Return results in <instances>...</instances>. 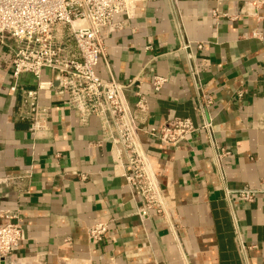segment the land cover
<instances>
[{"label":"crops","instance_id":"crops-1","mask_svg":"<svg viewBox=\"0 0 264 264\" xmlns=\"http://www.w3.org/2000/svg\"><path fill=\"white\" fill-rule=\"evenodd\" d=\"M257 1L177 0L174 9L168 0H138L130 15L115 17L120 30L103 32L96 74L132 82L124 91L131 109L136 91L146 100L138 140L165 214L145 222L135 214L137 191L112 168L101 120L81 122L65 94L42 90L46 130L33 135L21 92L34 88V79L24 76L12 94V55L0 48V214L17 213L25 231L0 264H264V3L255 9ZM215 9L234 19L215 20ZM181 35L187 51L179 49ZM188 59L212 99L215 142L230 151L223 178L204 132L174 145L144 132L174 117L201 123ZM155 75L167 79L158 91ZM42 80L57 85L51 72ZM244 185L260 190L252 202L225 195ZM96 222H108L109 230L92 243L87 229Z\"/></svg>","mask_w":264,"mask_h":264},{"label":"built area","instance_id":"built-area-1","mask_svg":"<svg viewBox=\"0 0 264 264\" xmlns=\"http://www.w3.org/2000/svg\"><path fill=\"white\" fill-rule=\"evenodd\" d=\"M138 0H0V48L11 52L10 72L14 81L9 90L15 94L24 76L34 79L35 87L23 89L21 106L23 115L29 121L33 135L46 130V108L38 102L39 92L54 89L67 96V106L75 110L86 122L90 116L98 117L110 144L112 168L120 169L127 187L135 189L138 200L135 214L145 222L152 216L165 214V200L159 183L154 176L145 152L139 146V114L146 110L144 96L136 91L134 108L131 109L124 91L132 84H121L112 77L102 78L95 72L99 57L104 52L103 32H114L123 27L115 21L121 13L130 15ZM177 9V0H168ZM264 3L258 0L257 9ZM212 16L219 21L234 19L228 13L216 9ZM76 22H78L76 24ZM252 36L259 37L255 31ZM179 49L187 51L190 42L180 36ZM201 48V44L197 45ZM189 74L196 86V110L201 123L195 125L187 117L166 120L158 128H148L145 133L162 144L174 145L191 134L202 131L207 135L214 161L223 178L222 161L230 155L225 147L216 144L212 117L208 107L212 99L205 96L198 84V72L188 59ZM44 71L55 75L57 85L52 80H42ZM166 78L155 75L152 89L158 91ZM243 93L236 95L241 99ZM124 164L128 171L124 170ZM260 192L259 189L244 185L225 190L226 196H235L250 203ZM0 258H9L25 239L23 222L17 213L5 211L0 214ZM109 230L108 222H96L87 229V238L92 243L103 240Z\"/></svg>","mask_w":264,"mask_h":264},{"label":"bare ground","instance_id":"bare-ground-1","mask_svg":"<svg viewBox=\"0 0 264 264\" xmlns=\"http://www.w3.org/2000/svg\"><path fill=\"white\" fill-rule=\"evenodd\" d=\"M78 22H76V24H77Z\"/></svg>","mask_w":264,"mask_h":264}]
</instances>
